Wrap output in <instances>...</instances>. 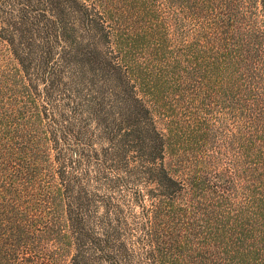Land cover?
Returning a JSON list of instances; mask_svg holds the SVG:
<instances>
[{"label": "trees", "instance_id": "16d2710c", "mask_svg": "<svg viewBox=\"0 0 264 264\" xmlns=\"http://www.w3.org/2000/svg\"><path fill=\"white\" fill-rule=\"evenodd\" d=\"M0 264H264V0H0Z\"/></svg>", "mask_w": 264, "mask_h": 264}, {"label": "rangeland", "instance_id": "374dc122", "mask_svg": "<svg viewBox=\"0 0 264 264\" xmlns=\"http://www.w3.org/2000/svg\"><path fill=\"white\" fill-rule=\"evenodd\" d=\"M84 96V92L78 90L73 91L68 88H63L61 90V94H59L58 91H55L53 93V98L56 100L59 113L66 114L67 116L75 115V119H72L74 128H76L75 125L78 123H82L83 125L86 124L88 126V132L90 134L94 148L99 149L100 147L105 146L106 142L103 138L99 136V130H97V126L94 124V121L88 118V100H86V97ZM86 139L87 137L84 134H81V142L84 143ZM71 154L76 155V157H78L80 153L73 151ZM72 158L74 159V156H72ZM93 163L94 162H91L89 164V169L92 171L94 169ZM86 164L87 163H81L79 169H85L87 167ZM88 188L95 189L93 180L89 182ZM132 209L135 212H138L137 206H134Z\"/></svg>", "mask_w": 264, "mask_h": 264}]
</instances>
